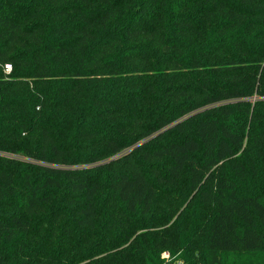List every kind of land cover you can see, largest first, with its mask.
<instances>
[{
  "label": "trees",
  "instance_id": "16d2710c",
  "mask_svg": "<svg viewBox=\"0 0 264 264\" xmlns=\"http://www.w3.org/2000/svg\"><path fill=\"white\" fill-rule=\"evenodd\" d=\"M6 62L0 264H264V0H0Z\"/></svg>",
  "mask_w": 264,
  "mask_h": 264
},
{
  "label": "rangeland",
  "instance_id": "374dc122",
  "mask_svg": "<svg viewBox=\"0 0 264 264\" xmlns=\"http://www.w3.org/2000/svg\"><path fill=\"white\" fill-rule=\"evenodd\" d=\"M70 134H71V132H70ZM63 141L66 143L68 141V139H64ZM0 153H3V152L0 151ZM12 157H15V158L20 159V160L29 159L28 157L25 158L21 154H14ZM31 159H29V160H31ZM76 166L79 167L81 165H76ZM88 166L89 165H87L86 167H88ZM185 221L187 222L186 225H188V226H189V223H190V225L198 224V218L196 221H194L193 219L192 220L188 219V221L187 220H185ZM186 232H189V229H186ZM185 240H183L179 244V249L177 252H174L173 254L172 253L170 254L168 251L161 252L160 259H162L164 261L163 263H165V262H169V264H201L202 263L203 258H202V253H201L202 251H201L200 241L197 242V244L195 246L196 249L194 251H189V250H186ZM186 257H187V260H186ZM248 261H251V260H249L248 257L228 256L224 260V264H248L249 263Z\"/></svg>",
  "mask_w": 264,
  "mask_h": 264
},
{
  "label": "built area",
  "instance_id": "2783aa9c",
  "mask_svg": "<svg viewBox=\"0 0 264 264\" xmlns=\"http://www.w3.org/2000/svg\"><path fill=\"white\" fill-rule=\"evenodd\" d=\"M0 71L4 76L8 75L11 72V64L10 63H0Z\"/></svg>",
  "mask_w": 264,
  "mask_h": 264
}]
</instances>
